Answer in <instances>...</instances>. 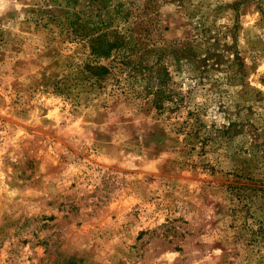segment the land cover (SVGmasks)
I'll return each instance as SVG.
<instances>
[{
  "label": "rangeland",
  "instance_id": "rangeland-1",
  "mask_svg": "<svg viewBox=\"0 0 264 264\" xmlns=\"http://www.w3.org/2000/svg\"><path fill=\"white\" fill-rule=\"evenodd\" d=\"M105 28L162 109L86 80ZM0 264H264V0H0Z\"/></svg>",
  "mask_w": 264,
  "mask_h": 264
},
{
  "label": "trees",
  "instance_id": "trees-1",
  "mask_svg": "<svg viewBox=\"0 0 264 264\" xmlns=\"http://www.w3.org/2000/svg\"><path fill=\"white\" fill-rule=\"evenodd\" d=\"M84 41L90 55L84 69L88 74L86 80L92 85L105 88L112 78L127 98L143 100L157 109H162L166 101L173 100L168 89L170 74L163 65L169 46L158 50L151 48L154 62L145 63L138 55L141 45L132 44L131 38L117 29L105 28L84 38Z\"/></svg>",
  "mask_w": 264,
  "mask_h": 264
}]
</instances>
